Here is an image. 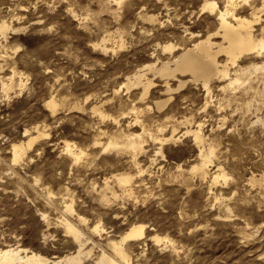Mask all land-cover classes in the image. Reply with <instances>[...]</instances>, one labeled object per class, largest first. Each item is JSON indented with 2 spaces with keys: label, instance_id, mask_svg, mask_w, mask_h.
I'll list each match as a JSON object with an SVG mask.
<instances>
[{
  "label": "rangeland",
  "instance_id": "374dc122",
  "mask_svg": "<svg viewBox=\"0 0 264 264\" xmlns=\"http://www.w3.org/2000/svg\"><path fill=\"white\" fill-rule=\"evenodd\" d=\"M204 1L0 0V21L22 28L0 39V249L50 259L73 253L78 244L65 230L67 218L83 233L81 264L111 253L108 243L135 224L144 225V235L123 243L124 264H264V49L234 64L219 54L229 76H213L208 93L189 74H177L185 80L177 92V80L163 93L162 79L151 73L155 86L143 99L139 86L126 89L137 69L171 60L217 30L227 0H209L213 11L202 9ZM263 4L234 0L230 7L248 18ZM257 15L253 34L261 38L264 9ZM210 40L220 43V34ZM50 98L60 103L52 114ZM173 123L175 141L144 134L136 165L129 152L104 149L109 137L140 133L142 125L167 136ZM187 124H200L201 143L182 134ZM29 137L36 140L27 147ZM65 141L84 151L79 160ZM15 143L26 146L18 162ZM210 149L201 176L191 168L201 163L200 150ZM218 167L225 178L214 180ZM122 172L132 176L123 187L113 177Z\"/></svg>",
  "mask_w": 264,
  "mask_h": 264
},
{
  "label": "bare ground",
  "instance_id": "6f19581e",
  "mask_svg": "<svg viewBox=\"0 0 264 264\" xmlns=\"http://www.w3.org/2000/svg\"><path fill=\"white\" fill-rule=\"evenodd\" d=\"M233 1L234 0H227L228 4L224 8V10H219L216 14L215 18L218 22V28H216L217 30L215 32L208 34L202 40L198 39L199 41H195L190 47L184 48L181 52H179V54H177V56L173 57V59L171 60L167 59L166 61H162L160 62V65L149 63L144 65L142 68L137 69L135 72H133L131 77L127 78L126 89H129L130 86H139L141 88L140 99H143L148 91L155 86L152 77L149 76V74L151 73L153 75H159L160 79H162L161 83L163 84V88L161 90L163 91V93H170V91L174 89L169 84L170 79L177 80V87L174 86L175 92H177L176 89L181 88V86H183L185 83V80L178 78L177 74H189V76H191L193 80H199L208 93V83H210L209 81L212 80L213 76H215V78L216 76L220 77V79L227 78L229 76L228 67L226 66L227 64H218L217 56L219 54L225 53L230 62L234 64L240 55L251 52L259 53L262 49H264V33L261 38H255L253 34V23L255 21L258 22L260 17L257 14L264 9V4L261 8L258 9L252 6L254 9L251 10L249 16L250 18H247L246 16L237 14L234 8L232 9L230 7L233 4ZM215 8L216 2L209 0H205L202 5L203 10L213 11ZM155 17L150 16L148 17V19L149 21H152L155 19ZM261 28V30L264 32V26H262ZM21 29L22 28L20 27L14 28L6 21L2 20L0 21V39L6 40V36L8 37V32L12 33L18 30L20 31ZM216 34H220V43H214L210 40L211 36ZM172 48V45H166L164 47V49ZM257 67L258 66H256L255 68ZM259 67L261 68V66ZM229 80V85H232L239 81L237 77ZM169 99L170 98H164L163 100L160 99V101L155 102L154 106L159 110L164 105H166L165 103L169 101ZM59 104L60 103L53 98H50L46 101V106L50 110L51 114L55 113L58 110ZM62 105H64V103ZM92 110L95 112L99 111V114L101 116L105 115L96 106H93ZM134 121L136 122H132L138 124L137 117L136 119H134ZM186 121L187 118H184L183 120L181 119L180 123H186ZM189 121L188 124H190ZM174 123L172 124V126L170 125V134H166L167 136H162L160 133V135L162 136L161 138L151 133L149 129H146L144 125L141 124L142 126L140 125V133H128L109 137V140L106 142L104 149L114 148L115 150H119V153L120 151L121 153H124L122 151H125L126 153L129 152V154H131L132 158L134 159L133 162H131L133 164L135 163L136 165L137 160L135 161V157L136 154L142 149L144 134H148L151 139H158V142L160 141L161 144L171 142L173 140L175 141L177 137L175 138L174 135L177 130L178 124ZM200 129V124H197L195 126V129L193 130H191L188 125L187 130L185 129L182 134L193 133L194 140L199 144L203 141V135H201ZM43 134L44 133H40L38 136ZM35 138L36 137H29L26 141V146L30 147L33 141L36 140ZM95 143H99V141L96 139ZM26 146L23 143L12 144V156L14 162H18L21 159L22 155L25 153ZM65 151L73 156L72 158L75 161L79 160L84 154V151L81 148L78 149L74 144H70L67 141H65ZM212 152V149H210L209 152L205 154L202 150H200L199 155L201 158V163L199 165L193 166L191 169L199 171L201 176L206 175L208 173V170L206 169V166L208 165L207 162H212L210 159V155L212 154ZM212 176L214 180H217L219 177L225 178V174L221 171L220 167L213 171ZM113 177L115 178L117 184L122 187L127 186L132 181V176L129 173L125 172L114 174ZM64 209L67 212L73 211L72 205L70 203L66 204ZM43 217L45 218V216ZM77 217L79 221H83L82 217ZM63 224L66 232L69 233L73 237V240L77 242L76 244H78V248H76L77 250L75 252L66 254L64 256H54L53 259H50L32 250L27 251L25 248H14V246H6L0 249V264H81V261L83 259L82 256L85 255V253L83 252V246L85 245V242L82 240L83 233L77 227V225L70 222V220L67 218L63 219ZM97 227L98 226L94 227L95 232L98 229ZM144 229L145 227L142 224H135L128 227L118 240H111L110 243H108V246L113 253H108L109 251L106 252L105 250H101V253H99L97 257H95L97 258L95 264H124L123 262L129 263L130 259L128 257V254L124 250L123 243L129 240L140 239L142 235H144ZM153 239L156 242L162 240V238L158 237L157 235L153 236ZM87 252L89 253L90 250H88Z\"/></svg>",
  "mask_w": 264,
  "mask_h": 264
}]
</instances>
